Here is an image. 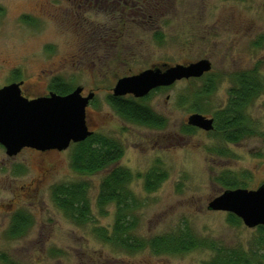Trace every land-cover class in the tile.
Wrapping results in <instances>:
<instances>
[{
	"label": "rangeland",
	"instance_id": "obj_1",
	"mask_svg": "<svg viewBox=\"0 0 264 264\" xmlns=\"http://www.w3.org/2000/svg\"><path fill=\"white\" fill-rule=\"evenodd\" d=\"M66 7L64 0H0V89L16 80L24 82L25 94L32 86V95H48L59 79L73 89L82 87L85 97L94 93L87 108L90 131L117 142L123 156L110 169L88 176L71 167L74 145L45 155L24 150L14 157L0 146V264H206L216 256L207 249L155 255L147 247L129 253L98 239L95 228L111 234L116 219L115 205L104 212L97 205L100 185L114 168L134 177L128 189L140 203L134 235L141 240L188 227L220 249L264 256V232L234 226L231 214L208 210L227 190L224 180L249 191L264 181V92L245 112L246 138L230 143L216 128V114L227 107L235 79L254 71L264 79V0H149L144 17L133 14L119 25V18L97 10L86 14L88 23L80 29H72L61 13ZM96 25V32L116 31L100 39L90 34ZM201 60L212 65L202 78L178 81L137 100L165 120L163 129L132 124L109 104L122 78ZM210 82L215 91L195 112L188 92ZM194 114L214 119V131L186 133ZM44 170H49L45 182L29 194ZM153 170L167 177L148 193L145 175ZM79 182L90 185L92 219L86 226L75 225L52 199L54 186ZM17 213L28 216L31 225L23 237L12 238ZM261 260L256 264H264Z\"/></svg>",
	"mask_w": 264,
	"mask_h": 264
},
{
	"label": "trees",
	"instance_id": "obj_2",
	"mask_svg": "<svg viewBox=\"0 0 264 264\" xmlns=\"http://www.w3.org/2000/svg\"><path fill=\"white\" fill-rule=\"evenodd\" d=\"M3 13L0 8V15ZM28 21V20H25ZM215 89L213 83H206L203 90L197 93L188 92L189 100L195 103V112H201L196 105L201 99L211 95ZM51 90L58 95H68L74 89L62 80L55 79ZM264 92V79L257 76V72L240 74L235 79V86L230 91L227 107L216 114V128L224 133L223 138L235 143L246 138L249 134L248 121L245 112L254 100ZM153 93V92H152ZM113 110L126 121L149 128L163 129L164 119L158 117L147 106L129 98H108ZM184 99V98H183ZM143 101V100H141ZM145 101V100H144ZM143 101V102H144ZM194 128L185 129L193 133ZM123 156L122 147L115 141L104 136L93 134L85 142L75 144L71 156L72 169L82 175L93 176L110 169ZM166 174L153 170L145 175V191L152 193L166 180ZM134 177L131 172L122 168L112 169L103 179L97 196V205L101 212L109 205L116 206V219L111 234L104 228H95L94 233L101 241L114 248L135 253L147 247L155 255H179L199 249L214 251L216 256L206 264H256L264 256L249 254L244 251L220 249L215 243L198 238L188 227L176 234H167L149 241L141 240L134 235L137 228V217L134 212L139 207V201L128 189ZM223 185L228 189H237L238 183L224 180ZM90 185L87 182L62 184L52 188V199L56 207L77 226H86L91 222L92 209L90 203ZM229 222L240 226L242 221L234 215H229ZM31 220L28 216L17 213L12 218L10 236L23 237L30 228ZM264 232V227H259ZM259 262V263H260Z\"/></svg>",
	"mask_w": 264,
	"mask_h": 264
},
{
	"label": "water",
	"instance_id": "obj_3",
	"mask_svg": "<svg viewBox=\"0 0 264 264\" xmlns=\"http://www.w3.org/2000/svg\"><path fill=\"white\" fill-rule=\"evenodd\" d=\"M163 68L148 69L118 80L113 97L144 99L153 91L169 88L178 81L200 79L211 71L212 65L208 60H201ZM21 84L0 89V146L9 157L17 156L24 149L62 152L93 135L87 123V108L95 98L94 93L84 97L83 88L77 87L68 95L50 93L48 97L29 101L22 96ZM188 126L205 132L215 129L214 119L200 114L190 116ZM208 210L234 215L250 229L264 227V185L255 191L226 190L209 203Z\"/></svg>",
	"mask_w": 264,
	"mask_h": 264
},
{
	"label": "flooded vegetation",
	"instance_id": "obj_4",
	"mask_svg": "<svg viewBox=\"0 0 264 264\" xmlns=\"http://www.w3.org/2000/svg\"><path fill=\"white\" fill-rule=\"evenodd\" d=\"M64 2H66L67 7L65 9H60L61 13L67 17V19L69 20V24L72 27V29L73 28L80 29L79 27H84L86 25L85 23H88V19L86 17V14L87 13H94V11L97 12V10L112 14V16L114 17V20L119 18V20H118L119 25L124 24L125 21L133 14L144 17L145 13H146L145 12V8H146L145 6H146V4H148L149 0H64ZM54 11H58V10H56V8H55ZM98 27L99 26L96 25V28L92 29L90 34L95 35V36L98 35V37L101 35L100 39H105L108 37V35L114 34V31H116V30H112V32H111L112 28H110V29L107 28L103 31L96 32ZM117 43L118 42L116 41L115 43H111V44L116 45ZM16 83L17 84L22 83L21 84L22 96L24 98L28 99L29 101L48 97L50 95V93H53L52 91H50L48 95L47 94L32 95L29 92H31L33 90V88H32V86H29L27 94H25L24 90H23V87L25 86L24 82H22V81L17 82L16 80L12 81L11 83H9L6 86L16 84ZM6 86H4V87H6ZM82 95L85 97L84 93H82ZM128 97H130V96H128ZM262 137H263V134H261V138ZM24 150H32V149H24ZM33 151L39 155H45V154L55 152V151L39 152L36 150H33ZM48 174H49V170H44L42 175L39 176L36 180H34L33 186H35L36 189H32L33 186H32V188L30 187L29 194H33L45 182ZM263 185H264V181H260L256 186V190L261 188Z\"/></svg>",
	"mask_w": 264,
	"mask_h": 264
}]
</instances>
